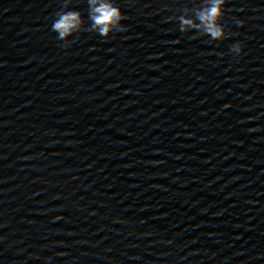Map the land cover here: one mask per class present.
Returning a JSON list of instances; mask_svg holds the SVG:
<instances>
[{"label":"water","instance_id":"95a60500","mask_svg":"<svg viewBox=\"0 0 264 264\" xmlns=\"http://www.w3.org/2000/svg\"><path fill=\"white\" fill-rule=\"evenodd\" d=\"M109 2L0 0V264H264V0Z\"/></svg>","mask_w":264,"mask_h":264},{"label":"clouds","instance_id":"9594fccd","mask_svg":"<svg viewBox=\"0 0 264 264\" xmlns=\"http://www.w3.org/2000/svg\"><path fill=\"white\" fill-rule=\"evenodd\" d=\"M225 3L226 0H209V6L196 12V20L199 23L192 19H186L184 16L178 17L180 31L186 32L188 28H194L202 34L210 36L213 40L229 36L220 23L224 16ZM88 4L91 25L87 31L96 32L107 38L113 31L123 32L126 30L121 24V21L126 17L118 6L109 0H88ZM63 7L67 8V0H64ZM51 27L52 31L58 34L57 39L66 42L68 37L84 30V21L79 11L61 10L56 13V19ZM65 45L67 44L65 43ZM231 51L239 56L242 53V45L240 43L233 44Z\"/></svg>","mask_w":264,"mask_h":264}]
</instances>
